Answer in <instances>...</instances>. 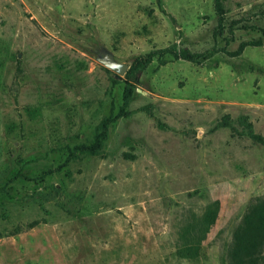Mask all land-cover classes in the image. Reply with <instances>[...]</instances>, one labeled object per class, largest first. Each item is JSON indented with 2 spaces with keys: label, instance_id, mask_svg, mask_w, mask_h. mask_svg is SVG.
Segmentation results:
<instances>
[{
  "label": "rangeland",
  "instance_id": "rangeland-1",
  "mask_svg": "<svg viewBox=\"0 0 264 264\" xmlns=\"http://www.w3.org/2000/svg\"><path fill=\"white\" fill-rule=\"evenodd\" d=\"M224 7L0 0V264H225L264 195V0ZM166 48L197 61L125 78ZM127 81L100 154L79 151Z\"/></svg>",
  "mask_w": 264,
  "mask_h": 264
},
{
  "label": "trees",
  "instance_id": "trees-1",
  "mask_svg": "<svg viewBox=\"0 0 264 264\" xmlns=\"http://www.w3.org/2000/svg\"><path fill=\"white\" fill-rule=\"evenodd\" d=\"M224 1L213 0V11L217 16L218 25L223 21L226 12ZM243 46H239L238 52L242 50ZM164 54L170 55L173 59H181L187 62L197 61L195 54H190L184 50L175 51L169 48L157 50L136 58L126 71L125 78L131 79L136 72L143 70L154 57H157L159 64L163 65L162 57ZM131 94L132 86L127 81L122 91V104L117 113L115 115L109 114L103 118L95 131L92 143L87 146H79V151L89 155L100 154L108 127L119 117L125 115L124 109ZM251 137L264 145V139L260 136L251 135ZM225 264H264V195L254 198L239 219L225 251Z\"/></svg>",
  "mask_w": 264,
  "mask_h": 264
},
{
  "label": "water",
  "instance_id": "water-1",
  "mask_svg": "<svg viewBox=\"0 0 264 264\" xmlns=\"http://www.w3.org/2000/svg\"><path fill=\"white\" fill-rule=\"evenodd\" d=\"M99 62L106 66L108 69H110L113 72H116L118 75H122L125 70L127 69V66L124 64L112 62V61H105V60H99ZM118 77V76H116Z\"/></svg>",
  "mask_w": 264,
  "mask_h": 264
}]
</instances>
